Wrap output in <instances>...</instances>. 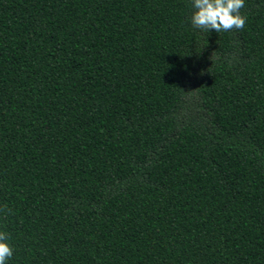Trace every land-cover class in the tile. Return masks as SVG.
Instances as JSON below:
<instances>
[{"label":"trees","instance_id":"obj_1","mask_svg":"<svg viewBox=\"0 0 264 264\" xmlns=\"http://www.w3.org/2000/svg\"><path fill=\"white\" fill-rule=\"evenodd\" d=\"M193 11L0 0L6 264H264V0Z\"/></svg>","mask_w":264,"mask_h":264},{"label":"clouds","instance_id":"obj_2","mask_svg":"<svg viewBox=\"0 0 264 264\" xmlns=\"http://www.w3.org/2000/svg\"><path fill=\"white\" fill-rule=\"evenodd\" d=\"M244 6L245 0H192L191 25L207 33L242 30L247 19L240 12ZM8 239L6 233L0 232V264H6L13 255Z\"/></svg>","mask_w":264,"mask_h":264}]
</instances>
